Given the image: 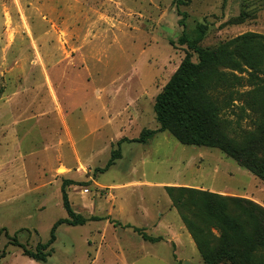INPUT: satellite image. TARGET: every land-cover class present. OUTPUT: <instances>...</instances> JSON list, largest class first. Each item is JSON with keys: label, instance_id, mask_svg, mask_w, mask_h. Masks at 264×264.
I'll use <instances>...</instances> for the list:
<instances>
[{"label": "rangeland", "instance_id": "obj_1", "mask_svg": "<svg viewBox=\"0 0 264 264\" xmlns=\"http://www.w3.org/2000/svg\"><path fill=\"white\" fill-rule=\"evenodd\" d=\"M182 19L214 47L264 35V0H0V264H203L166 186L264 209V182L220 149L168 131L131 141L160 127L156 97L189 51ZM235 104L227 116L252 129ZM65 180L87 221L61 224L42 263L15 243L35 251L68 218Z\"/></svg>", "mask_w": 264, "mask_h": 264}, {"label": "trees", "instance_id": "obj_2", "mask_svg": "<svg viewBox=\"0 0 264 264\" xmlns=\"http://www.w3.org/2000/svg\"><path fill=\"white\" fill-rule=\"evenodd\" d=\"M180 24L185 29L178 43L186 45L189 51L156 97L154 111L160 127L146 129L131 141L145 143L155 133L168 131L182 144L220 149L264 182V35L247 32L214 47H202L200 42L207 26L199 24L193 34L186 31L183 19ZM194 55L196 62L192 60ZM236 102L242 111H249L254 117L252 129L241 127L227 116V110L236 106ZM118 158L120 150L113 151L102 171H107ZM71 183L65 180L62 185L68 218L53 225L50 239L39 243L35 251L15 241L26 256L46 263L52 254L57 228L64 223L73 226L86 223L87 219L70 205L66 186ZM165 189L179 209L203 264H264L262 207L247 199L195 188L166 186ZM5 231L0 230V235Z\"/></svg>", "mask_w": 264, "mask_h": 264}, {"label": "bare ground", "instance_id": "obj_3", "mask_svg": "<svg viewBox=\"0 0 264 264\" xmlns=\"http://www.w3.org/2000/svg\"><path fill=\"white\" fill-rule=\"evenodd\" d=\"M58 171L60 172V173H66V168L65 167H61V168H59L58 169Z\"/></svg>", "mask_w": 264, "mask_h": 264}, {"label": "crops", "instance_id": "obj_4", "mask_svg": "<svg viewBox=\"0 0 264 264\" xmlns=\"http://www.w3.org/2000/svg\"><path fill=\"white\" fill-rule=\"evenodd\" d=\"M55 97H56L55 94H53L54 101L57 103V97L56 98ZM125 227H127V225ZM128 227H130V226L128 225Z\"/></svg>", "mask_w": 264, "mask_h": 264}, {"label": "water", "instance_id": "obj_5", "mask_svg": "<svg viewBox=\"0 0 264 264\" xmlns=\"http://www.w3.org/2000/svg\"><path fill=\"white\" fill-rule=\"evenodd\" d=\"M185 264H190V263L186 261Z\"/></svg>", "mask_w": 264, "mask_h": 264}]
</instances>
